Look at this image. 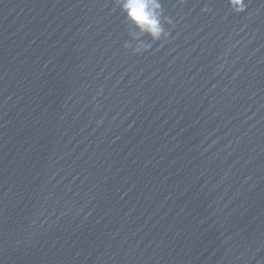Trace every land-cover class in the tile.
Wrapping results in <instances>:
<instances>
[{
  "label": "water",
  "instance_id": "1",
  "mask_svg": "<svg viewBox=\"0 0 264 264\" xmlns=\"http://www.w3.org/2000/svg\"><path fill=\"white\" fill-rule=\"evenodd\" d=\"M159 2L0 0V264H264V0Z\"/></svg>",
  "mask_w": 264,
  "mask_h": 264
},
{
  "label": "clouds",
  "instance_id": "2",
  "mask_svg": "<svg viewBox=\"0 0 264 264\" xmlns=\"http://www.w3.org/2000/svg\"><path fill=\"white\" fill-rule=\"evenodd\" d=\"M116 2L124 19L131 23L139 34L150 37L154 42L161 41L162 37L167 39L168 33L163 27L165 18L159 0H116ZM231 3L240 5L235 9L237 12H242L246 8L244 0H231ZM167 22L171 23L170 20ZM124 46L125 48L130 47L127 43ZM144 47L147 51L151 45Z\"/></svg>",
  "mask_w": 264,
  "mask_h": 264
}]
</instances>
